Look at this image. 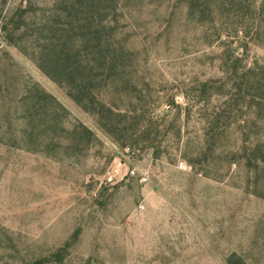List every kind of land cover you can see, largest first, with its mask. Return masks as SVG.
<instances>
[{
	"label": "rangeland",
	"instance_id": "374dc122",
	"mask_svg": "<svg viewBox=\"0 0 264 264\" xmlns=\"http://www.w3.org/2000/svg\"><path fill=\"white\" fill-rule=\"evenodd\" d=\"M108 5L110 131L36 61L75 11L0 0V264H264V0Z\"/></svg>",
	"mask_w": 264,
	"mask_h": 264
},
{
	"label": "trees",
	"instance_id": "16d2710c",
	"mask_svg": "<svg viewBox=\"0 0 264 264\" xmlns=\"http://www.w3.org/2000/svg\"><path fill=\"white\" fill-rule=\"evenodd\" d=\"M114 1L58 0L61 11L72 17L73 14L70 10L75 11V20L79 25L74 24L75 20H73L67 25L55 27L51 30L50 43L45 44L36 58L41 70L54 80H64L68 86L69 96L81 104L83 108L95 113L98 116L99 124L109 131L115 113L111 108L97 100L95 94L91 91L93 82L90 79V74L93 68L97 66L94 64L96 59L95 57H82L76 51V40L79 38L84 45L93 46V49H99L103 46L101 31L96 26L101 25L103 22L106 23L108 16L100 18L97 23L94 19V13L97 12L100 4H110L107 6V8H110ZM78 14H84V17L81 18V15ZM84 19L86 23L80 25L79 21H84ZM101 27L109 28L110 26L103 24ZM105 50L107 51V46ZM101 58L103 61H100V66L110 70L113 69V64H109L108 61L105 62V60H110L108 54H103ZM259 160L264 162V158Z\"/></svg>",
	"mask_w": 264,
	"mask_h": 264
},
{
	"label": "built area",
	"instance_id": "2783aa9c",
	"mask_svg": "<svg viewBox=\"0 0 264 264\" xmlns=\"http://www.w3.org/2000/svg\"><path fill=\"white\" fill-rule=\"evenodd\" d=\"M104 180L105 182H112L113 178H114V171L112 168H107L106 171L104 172Z\"/></svg>",
	"mask_w": 264,
	"mask_h": 264
}]
</instances>
